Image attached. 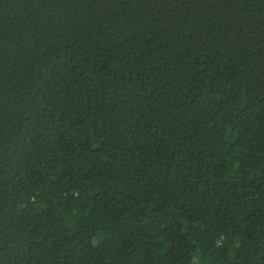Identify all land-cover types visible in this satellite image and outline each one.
<instances>
[{
    "label": "trees",
    "instance_id": "trees-1",
    "mask_svg": "<svg viewBox=\"0 0 264 264\" xmlns=\"http://www.w3.org/2000/svg\"><path fill=\"white\" fill-rule=\"evenodd\" d=\"M0 264H264V0H0Z\"/></svg>",
    "mask_w": 264,
    "mask_h": 264
}]
</instances>
